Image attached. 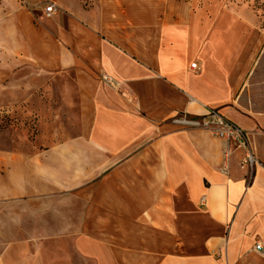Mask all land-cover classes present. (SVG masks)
<instances>
[{
  "label": "crops",
  "instance_id": "1",
  "mask_svg": "<svg viewBox=\"0 0 264 264\" xmlns=\"http://www.w3.org/2000/svg\"><path fill=\"white\" fill-rule=\"evenodd\" d=\"M52 1L46 26L26 6L38 0L15 4L16 57L0 65L37 76L31 96L52 107L36 117L53 122L46 146L0 149V264H264L258 19L183 0ZM206 109L244 131L251 173L244 150L224 159L223 141L174 122Z\"/></svg>",
  "mask_w": 264,
  "mask_h": 264
},
{
  "label": "rangeland",
  "instance_id": "2",
  "mask_svg": "<svg viewBox=\"0 0 264 264\" xmlns=\"http://www.w3.org/2000/svg\"><path fill=\"white\" fill-rule=\"evenodd\" d=\"M23 1L0 0V65L4 62L10 63L16 57L14 48H18L17 29L13 24V18L16 10L20 9L19 6H23ZM183 1L192 2L200 9L204 8L217 14L238 15L252 19L255 17L258 19L256 25L264 30V0ZM48 3L53 1L38 0L35 5H26L35 26H46L52 18L59 15V9L49 18L43 15V9ZM35 77L37 79V76L26 67L21 69L20 73L13 75L0 72V149L33 152L49 142L48 138L52 130L50 126L53 122L45 119L41 124L36 116L37 113L44 112L47 118L52 106L40 95L31 96L34 90L32 80ZM19 92L18 97L16 93Z\"/></svg>",
  "mask_w": 264,
  "mask_h": 264
},
{
  "label": "built area",
  "instance_id": "3",
  "mask_svg": "<svg viewBox=\"0 0 264 264\" xmlns=\"http://www.w3.org/2000/svg\"><path fill=\"white\" fill-rule=\"evenodd\" d=\"M57 8L54 4L48 3L43 9V15L47 18L56 14ZM191 69H196L195 64L190 65ZM179 126L183 128H194L205 131L211 137L223 141L225 144V151L223 153L224 159H227L232 151L244 150V156L241 160V167L245 168L249 173L252 172L254 166L257 164L256 160L251 156L247 150V140L244 131L237 125L221 116L214 109H206L204 114L197 119H189L185 116L174 120ZM225 172V166L221 168ZM261 247L256 246L259 250Z\"/></svg>",
  "mask_w": 264,
  "mask_h": 264
}]
</instances>
